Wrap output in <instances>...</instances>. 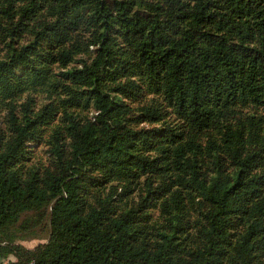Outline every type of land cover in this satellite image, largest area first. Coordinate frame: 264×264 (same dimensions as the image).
<instances>
[{"label": "trees", "instance_id": "trees-1", "mask_svg": "<svg viewBox=\"0 0 264 264\" xmlns=\"http://www.w3.org/2000/svg\"><path fill=\"white\" fill-rule=\"evenodd\" d=\"M5 261L264 264V0H0Z\"/></svg>", "mask_w": 264, "mask_h": 264}, {"label": "rangeland", "instance_id": "rangeland-1", "mask_svg": "<svg viewBox=\"0 0 264 264\" xmlns=\"http://www.w3.org/2000/svg\"><path fill=\"white\" fill-rule=\"evenodd\" d=\"M48 133H49V131L47 130L45 133L46 138L49 135ZM46 151H47V147L45 145H37V149L35 151V158L43 160L45 162L46 161ZM44 162H42V163H44ZM38 242H39V240L27 242L26 244L28 246H33L34 244H36Z\"/></svg>", "mask_w": 264, "mask_h": 264}, {"label": "crops", "instance_id": "crops-1", "mask_svg": "<svg viewBox=\"0 0 264 264\" xmlns=\"http://www.w3.org/2000/svg\"><path fill=\"white\" fill-rule=\"evenodd\" d=\"M12 261H13V259H12ZM3 264H9V262L8 261H5Z\"/></svg>", "mask_w": 264, "mask_h": 264}]
</instances>
